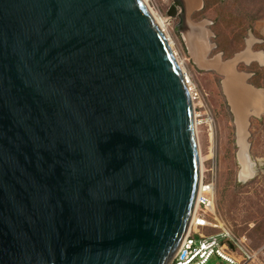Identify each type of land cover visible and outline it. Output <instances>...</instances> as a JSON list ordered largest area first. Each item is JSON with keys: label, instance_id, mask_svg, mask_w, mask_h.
Listing matches in <instances>:
<instances>
[{"label": "water", "instance_id": "obj_1", "mask_svg": "<svg viewBox=\"0 0 264 264\" xmlns=\"http://www.w3.org/2000/svg\"><path fill=\"white\" fill-rule=\"evenodd\" d=\"M226 81L247 132L259 109ZM201 179L187 78L144 0H0V264H170Z\"/></svg>", "mask_w": 264, "mask_h": 264}, {"label": "rangeland", "instance_id": "obj_2", "mask_svg": "<svg viewBox=\"0 0 264 264\" xmlns=\"http://www.w3.org/2000/svg\"><path fill=\"white\" fill-rule=\"evenodd\" d=\"M148 2L163 19L179 64L201 94L202 105L196 107L201 166L207 174V170L215 173L217 209L237 235L248 238L252 249H261L259 263L264 264V234L261 235L260 231L261 227L264 229V96L258 108L259 113L251 109L257 116H252L247 129L249 153L255 163V173L240 177L237 127L225 90L226 73L229 70L242 75L244 82L252 85V90L264 94V87L259 88L249 82L250 78L257 84L264 82V65L254 56L255 53L264 52L261 39L264 35V17L248 29L243 48L228 57L218 49L213 29L214 14L200 13L202 7L183 21L176 17L170 18L168 22L167 13L174 0ZM177 11L180 12L179 7ZM227 35L232 37L229 33ZM251 64L253 70L261 74L260 77L249 72ZM202 231L207 234L216 232L210 228H203ZM207 264L226 263L214 256Z\"/></svg>", "mask_w": 264, "mask_h": 264}, {"label": "built area", "instance_id": "obj_3", "mask_svg": "<svg viewBox=\"0 0 264 264\" xmlns=\"http://www.w3.org/2000/svg\"><path fill=\"white\" fill-rule=\"evenodd\" d=\"M187 83L190 85L188 79ZM191 86L192 89L189 87V90L194 103L195 118L198 119L196 107L202 105V98L192 83ZM207 172L209 174L205 169L202 170L197 205L189 233L170 264H207L214 256L226 264H260L261 249H252L248 238L237 235L219 213L216 206L215 173L213 170ZM203 228L215 229L216 232L207 234L202 231Z\"/></svg>", "mask_w": 264, "mask_h": 264}, {"label": "trees", "instance_id": "obj_4", "mask_svg": "<svg viewBox=\"0 0 264 264\" xmlns=\"http://www.w3.org/2000/svg\"><path fill=\"white\" fill-rule=\"evenodd\" d=\"M200 13L215 15L213 29L218 49L231 57L243 48L248 29L252 28L257 20L264 17V0H204ZM227 33L232 37H228ZM250 70L252 71L253 68ZM257 74L260 77L261 74L255 71V75ZM251 83L258 87H264V82L257 84V81L251 80ZM260 231L263 235L262 227Z\"/></svg>", "mask_w": 264, "mask_h": 264}, {"label": "bare ground", "instance_id": "obj_5", "mask_svg": "<svg viewBox=\"0 0 264 264\" xmlns=\"http://www.w3.org/2000/svg\"><path fill=\"white\" fill-rule=\"evenodd\" d=\"M146 5L148 6L151 14L155 18L158 25L163 29L164 33L167 36L166 30H165V24L161 17L157 15V13L152 9L150 6L148 0H144ZM168 37V36H167ZM169 39V38H168ZM170 41V40H169ZM172 47V46H171ZM263 52H258L254 56L263 64ZM181 65V64H180ZM182 68V67H181ZM183 70V69H182ZM184 71V70H183ZM232 75L228 76V80L226 81V89L228 93H230V96H234L236 105L238 109L242 112H245L249 108H255L258 110V107L261 99L263 97V94H255L251 93L247 90H243L239 88V82L235 79H230ZM188 82L190 85V89H192L191 86V80L187 76ZM198 119L196 118V123L198 124ZM238 145H239V151H238V158L241 164V170H240V177H247L250 175H253L255 173L254 168V161L251 158L249 152H248V141H247V132L246 131H239L238 133ZM203 170V169H202Z\"/></svg>", "mask_w": 264, "mask_h": 264}, {"label": "crops", "instance_id": "obj_6", "mask_svg": "<svg viewBox=\"0 0 264 264\" xmlns=\"http://www.w3.org/2000/svg\"><path fill=\"white\" fill-rule=\"evenodd\" d=\"M201 2H203L204 4V0H189V3L191 6H193V11H195L197 9L198 6H200ZM263 35V34H262ZM264 37V35H263ZM252 116L250 117L251 120Z\"/></svg>", "mask_w": 264, "mask_h": 264}, {"label": "flooded vegetation", "instance_id": "obj_7", "mask_svg": "<svg viewBox=\"0 0 264 264\" xmlns=\"http://www.w3.org/2000/svg\"><path fill=\"white\" fill-rule=\"evenodd\" d=\"M195 12H196V11H195ZM195 12H194L193 14H195ZM261 39H262V41L264 42V37H261ZM262 55H263V64H264V52H263ZM252 64H253V63H252ZM252 64H251L250 67H249V72H251V73H253V75H255V71H253V70L251 71V70H250V69L253 68V67H252V66H253ZM251 80H252V78L249 79V82H251Z\"/></svg>", "mask_w": 264, "mask_h": 264}]
</instances>
